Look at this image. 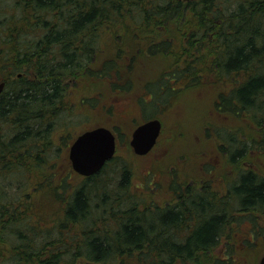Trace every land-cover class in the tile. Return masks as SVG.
I'll use <instances>...</instances> for the list:
<instances>
[{
    "label": "trees",
    "instance_id": "obj_1",
    "mask_svg": "<svg viewBox=\"0 0 264 264\" xmlns=\"http://www.w3.org/2000/svg\"><path fill=\"white\" fill-rule=\"evenodd\" d=\"M155 57L167 70L144 83L151 98L175 93L174 85H227L217 110L264 129V0H0V264H255L264 254V176L250 169L223 192L173 181L163 207L112 206L91 184L96 174L67 200L64 178V186L52 174L29 178L44 175L58 149L54 133L71 126L44 116H74L65 80L87 77L128 93V71ZM254 132H229L223 147L232 161L248 144L264 154V136ZM126 181L124 170L120 187ZM38 193L60 203L61 218L49 226L31 199ZM236 236L234 249L227 240Z\"/></svg>",
    "mask_w": 264,
    "mask_h": 264
},
{
    "label": "rangeland",
    "instance_id": "obj_2",
    "mask_svg": "<svg viewBox=\"0 0 264 264\" xmlns=\"http://www.w3.org/2000/svg\"><path fill=\"white\" fill-rule=\"evenodd\" d=\"M165 70V60L144 58L128 71L135 82L128 93H115L106 82L87 77L65 80V92L69 100L66 109H74L72 113L69 112L74 116L64 114L58 117V112L44 116L47 119L55 118L52 125L57 124L56 128H60L61 124L63 126L65 119L71 126L69 131L61 127L54 133L53 149H58L49 152L51 162L42 170L44 175L41 172L38 176L37 172H33L29 173V178H50L52 174V181L57 186L63 185L60 179L64 178L67 187L66 190L61 189L59 195L67 200L73 189L85 180L71 167L69 145L79 133L99 126L115 133L116 152L92 178L91 184L97 187L99 195L108 196L112 206H115L117 199H121L125 200L123 207L129 205L130 200L137 202V205L143 200L145 204L163 207L175 196L173 181L183 183V189L186 185L198 187L200 184L212 183L213 189L223 192L224 186L233 183L239 172L250 169L264 176L263 153L252 151L248 144L244 158L235 162L229 157V147H223V143L227 144L229 132L242 129L249 134L255 129L247 118L239 119L217 110L215 100L222 90H228V86L211 82L191 88L174 85L175 93L167 96L162 93L156 95L158 98H151L149 93L145 94L144 83L157 82L158 76ZM140 96H143L145 103H140ZM153 118L162 124L157 143L148 154L135 155L129 145L131 132L139 124ZM59 121L61 124H58ZM255 132L264 136L263 128ZM65 134L63 143L59 139ZM124 170L127 172V181L120 187ZM17 175L19 177V173ZM8 178L17 177L12 175ZM31 199L39 209L42 224L49 226L54 218H61L60 203L52 198L49 200L41 193L33 194ZM240 240L236 236V239L227 241L236 249L238 244L234 242L240 244ZM225 242L222 241L223 246ZM263 255L258 253L255 264L259 263Z\"/></svg>",
    "mask_w": 264,
    "mask_h": 264
},
{
    "label": "water",
    "instance_id": "obj_3",
    "mask_svg": "<svg viewBox=\"0 0 264 264\" xmlns=\"http://www.w3.org/2000/svg\"><path fill=\"white\" fill-rule=\"evenodd\" d=\"M4 83H0V94ZM162 130L158 119H150L136 126L131 132L129 145L135 155L148 154L156 145ZM116 151V137L111 129L99 126L76 136L68 150L72 169L81 176L98 173ZM258 264H264V255Z\"/></svg>",
    "mask_w": 264,
    "mask_h": 264
},
{
    "label": "flooded vegetation",
    "instance_id": "obj_4",
    "mask_svg": "<svg viewBox=\"0 0 264 264\" xmlns=\"http://www.w3.org/2000/svg\"><path fill=\"white\" fill-rule=\"evenodd\" d=\"M83 177V176H82ZM84 178H88V177H84Z\"/></svg>",
    "mask_w": 264,
    "mask_h": 264
}]
</instances>
